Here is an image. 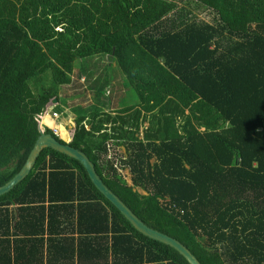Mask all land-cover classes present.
<instances>
[{
  "label": "trees",
  "instance_id": "16d2710c",
  "mask_svg": "<svg viewBox=\"0 0 264 264\" xmlns=\"http://www.w3.org/2000/svg\"><path fill=\"white\" fill-rule=\"evenodd\" d=\"M14 1L0 0V185L75 96L86 126L70 144L143 222L202 264H264V0ZM48 153L166 264H189L49 147L0 195V264H44V233L12 229V203Z\"/></svg>",
  "mask_w": 264,
  "mask_h": 264
},
{
  "label": "crops",
  "instance_id": "0c3cea01",
  "mask_svg": "<svg viewBox=\"0 0 264 264\" xmlns=\"http://www.w3.org/2000/svg\"><path fill=\"white\" fill-rule=\"evenodd\" d=\"M9 1L4 0L12 7ZM43 116L41 127L58 120V117H51L47 113ZM80 118L85 123V117L80 116L77 120ZM82 130L79 129V132ZM48 154L45 158L48 165L36 171L23 194L12 203L15 209L12 229L40 230L44 233V264H157L153 261L156 254L163 256L137 240L117 217L111 215L102 201L88 202L86 197L79 198L80 201L75 204L68 201L70 196H64L67 169L60 174L55 167L59 159L64 158L54 153ZM68 171L80 180L70 161ZM37 183L40 185L36 189L32 187ZM72 185L75 184L70 182L69 192L84 195L81 187ZM26 198L31 206L35 205L33 211L37 212V219L30 211H24V206H30L24 204L23 200L21 202V199ZM17 201L19 207L14 205ZM160 264H166V259Z\"/></svg>",
  "mask_w": 264,
  "mask_h": 264
},
{
  "label": "water",
  "instance_id": "95a60500",
  "mask_svg": "<svg viewBox=\"0 0 264 264\" xmlns=\"http://www.w3.org/2000/svg\"><path fill=\"white\" fill-rule=\"evenodd\" d=\"M56 101V98H52ZM41 133L37 136L31 149L29 150L25 161L19 170L4 184L0 185V195L12 189L19 181H21L32 169L37 156L44 147H49L55 151L61 152L69 157L78 160L86 170V173L94 185V187L125 217L132 227L141 234L158 240L170 247L174 248L181 254L189 264H202L200 260L190 251V249L175 237L159 231L145 222H143L133 210L126 205L123 200L103 181L95 169L94 163L89 156L78 147L73 146L68 141L60 139L50 131H44L39 127Z\"/></svg>",
  "mask_w": 264,
  "mask_h": 264
},
{
  "label": "rangeland",
  "instance_id": "374dc122",
  "mask_svg": "<svg viewBox=\"0 0 264 264\" xmlns=\"http://www.w3.org/2000/svg\"><path fill=\"white\" fill-rule=\"evenodd\" d=\"M9 3L12 5L13 8H17L19 6V4H15L11 0L9 1ZM1 26H2V23L0 24V28H1ZM64 89H66V88L61 87V91L62 92L64 91ZM66 92H70V91H68L66 89ZM63 96H65V93L63 94ZM133 96L136 97L135 92L133 90H130V98H133ZM69 98H72V100H70V99H64L63 100L62 99V101L60 102L61 103L60 105L63 107V111H62V113L58 114V120L57 121L55 120L54 123L46 124V126H42L43 127L42 128L40 126V122L41 121L44 122V116H42L40 118L39 127H41V129H43V130H45V129L51 130L53 127H56L57 128V132L55 134L57 135V137H59L60 139H64V140H66V141H68L70 143L73 139L77 138L81 134V132H79V129H77L78 128V126H77V118L78 117L76 116V114H77L76 113L77 103L80 102V100L75 99L76 98L75 96H69ZM46 113L49 114L48 112H45L44 114H46ZM49 116L52 117V115H50V114H49ZM42 164L43 165H41L40 168L46 167L48 165V160L45 159ZM68 166H69V160H67V159H59V162L55 164V167L57 169H59L60 174H61V171H63L65 168L67 169V171L65 172V176H66L65 180H68V181L66 182V184L64 186L66 188V190L64 192V196L65 197L66 196H70L68 201H70L73 204H75V203L80 201L79 198L86 197L88 202H94V201L97 202L96 198H91L90 192L86 191L85 187L80 182L79 177L78 176L77 177H73L70 174V172L68 171ZM70 182L72 184H75V185H72V186H76V188H77V185L79 187H81L84 195L82 196L80 194H72L71 192H69L68 188H70ZM37 185H40V183H37L36 185L34 184V185H32V187H34L36 189ZM22 200L24 201V204H29L30 203V201L27 198L26 199H21V202H22ZM63 201L64 200H62V202ZM15 203H16V204H14L15 207H19L20 206V203H18V201L15 202ZM34 206H31V205L30 206H24L23 209H24L25 212L30 211L31 214L37 219V212L33 211ZM111 215L114 218H116V216L112 212H111ZM24 217H25V215H24ZM108 217L111 220L110 215H108ZM164 259H165L164 257H160L159 254H156V256L153 259V261L156 262L157 264H160L162 261H164Z\"/></svg>",
  "mask_w": 264,
  "mask_h": 264
},
{
  "label": "bare ground",
  "instance_id": "6f19581e",
  "mask_svg": "<svg viewBox=\"0 0 264 264\" xmlns=\"http://www.w3.org/2000/svg\"><path fill=\"white\" fill-rule=\"evenodd\" d=\"M77 129H84L85 128V123L84 120L82 118H80L79 120H77Z\"/></svg>",
  "mask_w": 264,
  "mask_h": 264
},
{
  "label": "built area",
  "instance_id": "2783aa9c",
  "mask_svg": "<svg viewBox=\"0 0 264 264\" xmlns=\"http://www.w3.org/2000/svg\"><path fill=\"white\" fill-rule=\"evenodd\" d=\"M52 116H53L54 118H56V117H57V113L54 112V113L52 114ZM42 128H43V127H42ZM51 130H52L54 133L57 132V128H56V127H53Z\"/></svg>",
  "mask_w": 264,
  "mask_h": 264
},
{
  "label": "flooded vegetation",
  "instance_id": "af4514ba",
  "mask_svg": "<svg viewBox=\"0 0 264 264\" xmlns=\"http://www.w3.org/2000/svg\"><path fill=\"white\" fill-rule=\"evenodd\" d=\"M72 167L74 168V170L77 172V174L80 176V174H79V172H78V170H77V168L72 164ZM81 177V176H80Z\"/></svg>",
  "mask_w": 264,
  "mask_h": 264
},
{
  "label": "clouds",
  "instance_id": "9594fccd",
  "mask_svg": "<svg viewBox=\"0 0 264 264\" xmlns=\"http://www.w3.org/2000/svg\"><path fill=\"white\" fill-rule=\"evenodd\" d=\"M45 131V130H44ZM51 132L54 134V132L51 130Z\"/></svg>",
  "mask_w": 264,
  "mask_h": 264
}]
</instances>
